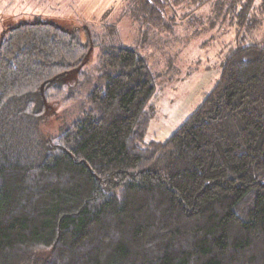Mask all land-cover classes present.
Instances as JSON below:
<instances>
[{
  "label": "trees",
  "instance_id": "obj_1",
  "mask_svg": "<svg viewBox=\"0 0 264 264\" xmlns=\"http://www.w3.org/2000/svg\"><path fill=\"white\" fill-rule=\"evenodd\" d=\"M135 1L165 25L169 0ZM171 1L198 3L184 19L210 2ZM222 1L239 30L264 9ZM88 42L37 21L0 43V264H264V40L229 46L203 102L149 141L155 73L139 47L103 50L88 109L52 125Z\"/></svg>",
  "mask_w": 264,
  "mask_h": 264
},
{
  "label": "rangeland",
  "instance_id": "obj_2",
  "mask_svg": "<svg viewBox=\"0 0 264 264\" xmlns=\"http://www.w3.org/2000/svg\"><path fill=\"white\" fill-rule=\"evenodd\" d=\"M135 2L0 0V16L4 17L0 20V43L11 32L8 26L4 29L5 22L13 26L37 21L53 22L73 32L84 45L92 43L89 60L57 82V89L63 93L52 101V125L56 122L67 125L88 109L86 94L105 81L101 76L103 50L115 45L139 47L152 65L156 87L147 107L152 117L145 141L165 140L196 110L218 81L229 46L244 39L247 43L264 40V9L258 7L260 1L252 13L253 26L242 30L226 11V1L210 0L184 19L180 16L198 3L182 6L169 0L164 10L165 25L161 26H149L139 20ZM72 94H76L75 99L69 98Z\"/></svg>",
  "mask_w": 264,
  "mask_h": 264
},
{
  "label": "flooded vegetation",
  "instance_id": "obj_3",
  "mask_svg": "<svg viewBox=\"0 0 264 264\" xmlns=\"http://www.w3.org/2000/svg\"><path fill=\"white\" fill-rule=\"evenodd\" d=\"M4 14H5V13H4ZM4 14H3V15H4ZM5 16H6V15H5ZM6 18L8 19V16H6ZM3 19H4V17L1 15V16H0V20H3ZM3 25H4V29H5V27L7 28V26H8V27L10 28V30H12L13 28H15L16 26H18L19 24H15V25L11 26V23L9 24V22H7V23L5 22ZM10 30H9V31H10Z\"/></svg>",
  "mask_w": 264,
  "mask_h": 264
}]
</instances>
